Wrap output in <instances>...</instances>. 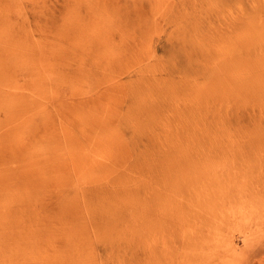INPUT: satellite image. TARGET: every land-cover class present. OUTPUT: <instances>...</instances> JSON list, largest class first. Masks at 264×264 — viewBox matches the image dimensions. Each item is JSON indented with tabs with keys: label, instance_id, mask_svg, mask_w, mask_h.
<instances>
[{
	"label": "rangeland",
	"instance_id": "obj_1",
	"mask_svg": "<svg viewBox=\"0 0 264 264\" xmlns=\"http://www.w3.org/2000/svg\"><path fill=\"white\" fill-rule=\"evenodd\" d=\"M0 264H264V0H0Z\"/></svg>",
	"mask_w": 264,
	"mask_h": 264
},
{
	"label": "bare ground",
	"instance_id": "obj_2",
	"mask_svg": "<svg viewBox=\"0 0 264 264\" xmlns=\"http://www.w3.org/2000/svg\"><path fill=\"white\" fill-rule=\"evenodd\" d=\"M237 217V216H236ZM227 253L229 256H231V254L233 253V251L235 250V247H229V249H227Z\"/></svg>",
	"mask_w": 264,
	"mask_h": 264
}]
</instances>
